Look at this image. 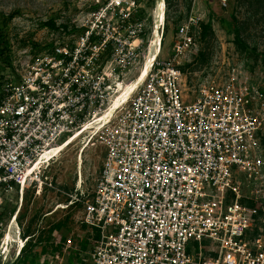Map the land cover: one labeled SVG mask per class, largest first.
I'll list each match as a JSON object with an SVG mask.
<instances>
[{
	"label": "built area",
	"instance_id": "1",
	"mask_svg": "<svg viewBox=\"0 0 264 264\" xmlns=\"http://www.w3.org/2000/svg\"><path fill=\"white\" fill-rule=\"evenodd\" d=\"M93 6L76 36L50 30L45 50L0 73V227L11 198L54 188L35 169L43 156L101 118L116 82L141 76L155 14L151 25L140 0ZM165 15L151 72L97 135L94 189L72 197L90 229L87 264H264V93L236 75L189 86L204 19L188 15L163 57Z\"/></svg>",
	"mask_w": 264,
	"mask_h": 264
},
{
	"label": "rangeland",
	"instance_id": "2",
	"mask_svg": "<svg viewBox=\"0 0 264 264\" xmlns=\"http://www.w3.org/2000/svg\"><path fill=\"white\" fill-rule=\"evenodd\" d=\"M140 1L151 25L155 14L145 48L156 30L160 35L159 46L167 6L168 36L163 57L170 56L168 48L178 26L192 12L204 19L202 30L204 25L211 27L206 37L201 33L197 51L183 68L189 86L198 87L207 81H223L228 75H236L264 93V0H226V5L223 0H158V4L157 0ZM93 9V0H0V35H4L10 47L0 58V73L11 71L14 62H24L28 49H32V55L45 50L51 42L50 23L73 29L76 21L87 18ZM74 31L72 36L79 32ZM98 132L88 133L60 156L57 153L50 156L54 158L44 175L54 180V188L41 195L29 193L24 199L11 198L6 218L1 220L0 264L89 262L90 229L83 224L82 211L74 206L72 197L80 191L90 192L96 185L104 153L97 141ZM243 181L241 178L239 182ZM262 203L264 207V199ZM211 244L203 242L204 247ZM198 248L199 243H190L192 254Z\"/></svg>",
	"mask_w": 264,
	"mask_h": 264
},
{
	"label": "bare ground",
	"instance_id": "3",
	"mask_svg": "<svg viewBox=\"0 0 264 264\" xmlns=\"http://www.w3.org/2000/svg\"><path fill=\"white\" fill-rule=\"evenodd\" d=\"M161 4L162 3H159V6H161ZM152 38L153 37L151 33V39H150L151 46L149 48V52L147 55V57L149 56V58L147 59L146 57V61L141 71L140 78L134 82H128V83L116 82V90H117L116 96L112 100L109 109L101 116V118L95 120L94 123L92 124H88L83 131H80V132L78 131L74 135V137H72L70 140L68 139L64 144H61L57 147H53L47 154L43 156V158L41 159V161L39 162V164L36 166L35 169H38V168L39 169L43 168L45 170L49 169L51 166L50 161H53V158H54V157L50 158V156H54L55 153H57V156H60L66 151L71 150L70 147L73 148L74 145L77 142H79L88 133L90 135L91 134L90 132L96 133L100 131L104 127V124L107 123L112 118V116L118 110V108H120V106L126 103L128 99L132 97L138 91V89L143 86L145 80L147 79L149 73L151 72L152 67L158 57L157 48L159 49V46L161 44L160 42L158 46V42L160 40V35L158 34V30H156L155 37L153 39ZM91 128L95 129V131H91L92 130ZM15 219H17V216L15 217ZM12 229H13V226H11V230ZM11 238L14 239V236H11Z\"/></svg>",
	"mask_w": 264,
	"mask_h": 264
},
{
	"label": "trees",
	"instance_id": "4",
	"mask_svg": "<svg viewBox=\"0 0 264 264\" xmlns=\"http://www.w3.org/2000/svg\"><path fill=\"white\" fill-rule=\"evenodd\" d=\"M166 2H167V0H166ZM48 26L52 30H56V29L59 28V27H56V25L54 23H50ZM65 28H67V27H65ZM74 30L75 29H73V31ZM210 30H211V27L209 25H204L203 30H202L203 37H206L208 35V33H209ZM9 49H10V47H9L6 39L4 38V35H0V58H1V56L5 55V53H8ZM26 246H25V248H26Z\"/></svg>",
	"mask_w": 264,
	"mask_h": 264
},
{
	"label": "water",
	"instance_id": "5",
	"mask_svg": "<svg viewBox=\"0 0 264 264\" xmlns=\"http://www.w3.org/2000/svg\"><path fill=\"white\" fill-rule=\"evenodd\" d=\"M9 264H13V263H9Z\"/></svg>",
	"mask_w": 264,
	"mask_h": 264
}]
</instances>
